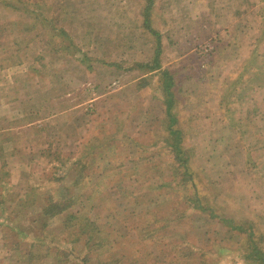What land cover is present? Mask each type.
<instances>
[{"label":"rangeland","instance_id":"obj_1","mask_svg":"<svg viewBox=\"0 0 264 264\" xmlns=\"http://www.w3.org/2000/svg\"><path fill=\"white\" fill-rule=\"evenodd\" d=\"M163 73L186 186L168 166ZM116 127L127 150L94 147L89 181L64 195L71 225L105 233L88 264L113 250L127 264H262L264 0H0V143L14 142L0 145V222L24 223L8 231L9 264H83L66 257L79 229L40 213L83 144ZM23 151L28 162H5Z\"/></svg>","mask_w":264,"mask_h":264},{"label":"trees","instance_id":"obj_2","mask_svg":"<svg viewBox=\"0 0 264 264\" xmlns=\"http://www.w3.org/2000/svg\"><path fill=\"white\" fill-rule=\"evenodd\" d=\"M153 64H154V68H151L150 69L151 71H154V70L160 68V65H159V48H158V51H157L156 56L154 58ZM163 77H164V80L162 83V87L164 88L163 91L167 97V100L164 104L165 105V115L168 118V122H167L168 126L166 129H164L165 137H166L164 142H165V146L170 150L173 157L175 156L174 157L175 160L173 162L169 163L168 166L171 169H176L178 171V175H180V177H181V182H183L184 185L186 186V184H188L186 177H188V176H189V178L193 177V174L190 170L189 161H186V157H184L185 151L183 152V150H182L184 148H181L179 146L180 145L179 140L181 139V132L179 130L172 129V127H171V125H173L175 123V120L172 117L173 116L172 115V108H173L172 102L174 99L172 97V92L170 91V87L172 86V78L167 73H163ZM118 133H119V130L117 127H116V129H114L113 131H110V132L105 130L104 139H101V140L99 139L100 142L97 143L96 138L92 137L89 140H87V142H85V144H83V146H82L83 148L80 151L81 156H79V157L77 156L75 160H72V164L70 163L69 168L67 169L66 173L63 176L56 178V180L54 178H52V180H55L53 182L57 183V186L58 185L62 186L63 189L60 192H58L56 194V196L51 195L47 198V201H49V202H47V204L43 205V208L41 210L42 213H40L43 217V220L46 222V224H47V221L50 220L51 218L60 217L63 215L64 217H63L62 224H63L64 228L70 229L72 227H77L79 229V232L77 234H71L70 235V237L72 239L71 242L74 245H72V248L68 249L69 251L66 253V257H69L70 255H76L77 256L79 254L80 255L83 254V257H82V263L83 264H88L86 256H87V254H89L88 253L89 251L92 250V251H94V253H100V251H101L100 247L102 246V243L96 241L97 235L94 233L97 231V229H98L97 233L100 232V236H101V234H105V233H104L102 227H100L96 222H95V224L90 223V224L94 225L96 228L90 224H87V223H84V227H82L80 225V223H75V224L71 225V223L74 220H76L77 217H76V214L67 212L72 203H70L67 200V198L64 199V195L67 192L71 191L74 186H77L79 184V181L81 183H87L89 181V178L87 177L89 173L86 175V174H84V171L86 169H91V166L94 163L93 161H95L96 154L93 152L91 153V150L94 149V147H104L105 146V147H112L113 149L118 148L120 151L127 150L128 147L126 146V140L118 139ZM173 140L176 141L175 144H174ZM89 152H90V155H88ZM85 158H87L88 161H86ZM58 161L60 162V165L58 167L59 170H60V168L62 169L63 165L64 166L67 165V162H68L67 159H65V161L59 159V160H57V162ZM146 161H147V159H142L141 157H138V160L136 161L137 166H142L143 164H145L143 162H146ZM110 162L112 164L115 161H110ZM84 164H86L85 165L86 168H84ZM72 171H73V173H72V175H70V173ZM92 174H94V173H92ZM69 182H71V184ZM68 183H69V185H67ZM190 185H191L190 191L193 192V195H194L196 201L198 200L197 205H199V204L201 205L203 197L199 196V193L197 192V190L194 191V189L196 188L195 184H190ZM174 192H176V193L178 192L179 194H183L180 191H174ZM184 200H185V198H184ZM198 209L200 211H202L203 207L199 208V206H198ZM167 217H169V216H167ZM10 222L12 223L11 220H10ZM89 226H91L93 230L91 229L88 232ZM9 229H17V227L13 224V226L10 225ZM36 240H38V239H36ZM102 240H105V238H102ZM116 242H118L117 239H114L113 243L116 244ZM79 243L82 244L83 252H84V250L86 251L85 255L82 252L80 253L79 250L77 251L76 246ZM110 250H112V249H110ZM183 250L184 249H180V252H183ZM186 250H188V249H186ZM48 254L51 255L50 253H48ZM256 255H258L259 258H261L262 261L260 260V262H262V264H264V254L263 255L256 254ZM45 257H48V255H46ZM200 257L206 258L207 255L201 254ZM94 264H127V263H124L123 258H121V256L120 257L117 256L116 252L113 250V254L111 255V257H109V261L104 262L101 260H97V262H95Z\"/></svg>","mask_w":264,"mask_h":264},{"label":"crops","instance_id":"obj_3","mask_svg":"<svg viewBox=\"0 0 264 264\" xmlns=\"http://www.w3.org/2000/svg\"><path fill=\"white\" fill-rule=\"evenodd\" d=\"M11 103H15L17 106H21L22 104L24 105V103H26V102H23V99H19V101L17 102V101H14V102H11ZM8 104H10V102H8ZM74 110V109H73ZM84 111V110H83ZM19 113H20V111H19ZM56 120V119H55ZM48 123H52L53 124V121H49ZM47 123V124H48ZM34 123H32L31 125H28V126H31V128H32V125H33ZM48 125H50V124H48ZM36 129H35V133H37V130L39 129V130H43V127L42 126H40V128H38V126L37 125H35L34 126ZM20 128H18V129H11L10 131L11 132H18V130H19ZM60 129H62L61 127H60ZM6 131H9V129H6V130H2V132L1 133H5ZM12 143H14V142H11V140L9 139L8 141H2L1 143H0V145L2 144V145H7V144H12ZM15 143H16V141H15ZM16 144H18V143H16ZM39 154L40 153H37V156L39 157ZM40 156L41 157H43V153L42 154H40ZM34 157H36V155H34ZM31 159V157H30V155H27V153H25L24 151L23 152H20L19 154H15V155H12L11 157H9V158H5L4 160H5V162L6 163H10V162H12V161H19V163H25V162H28V160H30ZM35 159V158H34ZM138 160V157L135 159V161H137ZM134 160H133V162H135ZM4 162V163H5ZM98 162H100V161H98ZM105 164V163H104ZM24 165H26V164H24ZM102 166V165H101ZM8 175H9V173H8ZM7 176V175H6ZM27 177V175H24V178H25V181H26V177ZM8 178H9V176H8ZM4 185H5V183H4ZM16 187L15 186H13V185H10V184H8V186H5L4 188H2V193L1 194H5L6 193V195H8L9 193H10V190H12V189H15ZM4 203H6V201L4 200V199H2V200H0V206L1 205H3ZM20 205V204H19ZM3 213V212H2ZM1 216V215H0ZM1 218V217H0ZM15 226H18V230L20 229L21 230V228H22V224H24L23 223V220H21V221H18V223H15V221L14 222H12ZM7 218H3L2 219V221L0 222V264H9L8 262H9V259H10V255H9V251H8V238L12 235V233L11 234H9V235H7L8 234V231L10 232V230L11 229H9L10 228V225H12L13 226V224H12ZM18 224V225H17ZM99 225V224H98ZM100 227L102 226V225H99ZM42 231H43V227H42ZM21 234H23V233H21ZM32 236V235H31ZM40 235H38L37 233H35V235L33 236V237H39Z\"/></svg>","mask_w":264,"mask_h":264}]
</instances>
